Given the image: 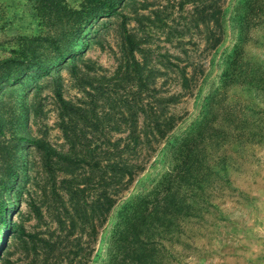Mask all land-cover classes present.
I'll use <instances>...</instances> for the list:
<instances>
[{
    "label": "rangeland",
    "instance_id": "1",
    "mask_svg": "<svg viewBox=\"0 0 264 264\" xmlns=\"http://www.w3.org/2000/svg\"><path fill=\"white\" fill-rule=\"evenodd\" d=\"M104 1L0 0V264H264V0Z\"/></svg>",
    "mask_w": 264,
    "mask_h": 264
},
{
    "label": "trees",
    "instance_id": "2",
    "mask_svg": "<svg viewBox=\"0 0 264 264\" xmlns=\"http://www.w3.org/2000/svg\"><path fill=\"white\" fill-rule=\"evenodd\" d=\"M91 2H93L94 4H99L105 8H108L109 10H112V6L109 5V3L107 1L104 0H90ZM218 27L220 28L221 33L224 30V26H223V22H221ZM221 40V39H220ZM183 81L187 82V80L185 78H183ZM173 98H169L168 100H166V104H172L175 101L172 100ZM64 103V102H62ZM157 103L159 104L157 110L159 112V114H157V116L155 115L152 119V125H153V129L155 130L156 134L153 136L154 140L156 139V135L158 139H162L166 134L167 131H170L176 122V116L170 115L167 116L164 120H159V118L163 115L164 110H165V105L162 106L163 102L161 100H157ZM157 141V140H156ZM112 170H114V168H112ZM127 168H123L122 171H127ZM5 246L2 245V251H4Z\"/></svg>",
    "mask_w": 264,
    "mask_h": 264
},
{
    "label": "bare ground",
    "instance_id": "3",
    "mask_svg": "<svg viewBox=\"0 0 264 264\" xmlns=\"http://www.w3.org/2000/svg\"><path fill=\"white\" fill-rule=\"evenodd\" d=\"M6 231V230H5ZM4 231H2L1 233H0V246H1V243H2V241H3V236H4ZM5 238V237H4Z\"/></svg>",
    "mask_w": 264,
    "mask_h": 264
}]
</instances>
